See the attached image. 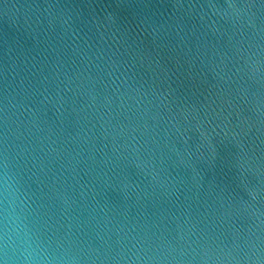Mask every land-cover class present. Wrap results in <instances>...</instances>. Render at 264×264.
Returning a JSON list of instances; mask_svg holds the SVG:
<instances>
[{"label": "water", "instance_id": "95a60500", "mask_svg": "<svg viewBox=\"0 0 264 264\" xmlns=\"http://www.w3.org/2000/svg\"><path fill=\"white\" fill-rule=\"evenodd\" d=\"M10 204L41 264H264V0H0Z\"/></svg>", "mask_w": 264, "mask_h": 264}, {"label": "clouds", "instance_id": "9594fccd", "mask_svg": "<svg viewBox=\"0 0 264 264\" xmlns=\"http://www.w3.org/2000/svg\"><path fill=\"white\" fill-rule=\"evenodd\" d=\"M0 253L22 256L26 264H41L44 255L26 216L11 204L0 216ZM0 264L5 261L0 260Z\"/></svg>", "mask_w": 264, "mask_h": 264}]
</instances>
